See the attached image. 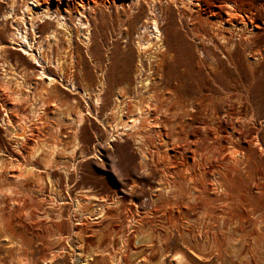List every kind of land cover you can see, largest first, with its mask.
Listing matches in <instances>:
<instances>
[{"label": "rangeland", "instance_id": "rangeland-1", "mask_svg": "<svg viewBox=\"0 0 264 264\" xmlns=\"http://www.w3.org/2000/svg\"><path fill=\"white\" fill-rule=\"evenodd\" d=\"M82 1H97V15L85 9L90 46L77 38L71 16L74 62L63 58L64 79L52 88L17 46L6 43L0 57V264H110L113 250L123 252L122 264L142 257L146 264H176L175 256L188 264H264V32L251 48L233 50L202 32L194 36L191 29L202 27L181 24L172 10L170 25H163L165 60L175 61L177 82L162 76L163 65L150 98H134L136 66L139 60L148 66L135 44L154 31L140 33L133 11L114 0ZM263 2L238 0L259 18ZM2 16L0 39L7 42L12 29ZM64 41L60 36L47 54L51 61L63 57ZM102 70L106 84L96 108ZM232 75L248 90L232 96ZM69 80L78 92L68 89ZM82 89L91 96L88 107ZM134 104L146 109L139 128L120 126L111 141V126L136 116ZM87 111L76 128L73 118ZM24 124L26 140L13 138ZM100 201L106 212L98 218L93 209Z\"/></svg>", "mask_w": 264, "mask_h": 264}, {"label": "bare ground", "instance_id": "bare-ground-1", "mask_svg": "<svg viewBox=\"0 0 264 264\" xmlns=\"http://www.w3.org/2000/svg\"><path fill=\"white\" fill-rule=\"evenodd\" d=\"M70 1L71 0H66L65 7L62 5H60L61 7H59V5L57 4L53 6L54 4L52 5L51 0H0V2H2L5 6L4 12L1 13L4 16H2L1 14L0 16L3 17L2 20L4 22H7L8 19H10V26H11L10 29H12L11 33L7 34V38H8L7 42L0 39V57L4 53H6V49H5L6 43L10 44L9 46L10 49L12 50L16 49L15 47H13V45L17 46L18 49H16V51H19L21 55L24 56L21 58L26 62L28 59L27 64L29 65L30 69L33 70V72H35L37 79L45 81L44 83L48 88H52L57 82H60L64 79V72L62 71L63 62L66 59L70 60L68 62L69 64L68 63L67 64L70 65L71 67L74 62L73 54L75 52L74 51L75 45L73 43L74 45L73 47L71 40L72 37L74 36L73 33H75V31L73 30L74 28L72 29V25H70L69 23L71 20V16H73V21L74 22L76 21L75 29H77V38L85 46L89 45V42L91 41V37H92V36L90 37L91 24L89 22L88 17L85 16V9L87 8L91 10L93 15L94 14L97 15L96 13L97 1H92V6L89 4L88 1L84 3V1L79 0V2H75L74 4H72V2L70 4L69 3ZM107 1L108 0H101V3H103L102 5L105 6V2ZM114 1L118 2L119 7L126 6L127 9L130 11V13L133 11L134 14L132 16H129L130 15L129 14L128 16L132 17L131 22L135 20L138 21L137 23H139V25L137 24V26L141 31L140 33L144 35L145 32L154 31L152 32V34L154 35L153 38H146V37L144 38V36L142 35L143 38H140L141 36H139L138 41L135 44L137 52L141 56L147 55L146 60L148 61L147 63L148 66L146 67L145 66L146 64H144V62L142 63L141 62L142 60L138 59L139 62L136 66V71H135L136 84L134 88V93H135L134 98H138L140 95H145V94H147V96L149 95L148 93L151 90V86L153 85L152 84L153 76L160 74V72L164 74L163 71H160V68L163 67V65L166 67L164 69L165 75L162 74L161 75L164 76V78L166 77L170 78L174 83L177 82L176 77L174 76V67H173L175 61H173L171 57H168L167 60H165V57L169 56L170 51L167 50V47L165 45V37H164L165 31L163 25L164 23L170 25V12L172 10H175L181 24H185L187 27H194L195 25H199L200 27H202L199 29H191V33H193L194 36H197L196 32L198 33L202 32L204 36L212 40L215 39L216 41L219 40L218 43H220L221 46L223 47L225 46L227 48L228 46H230V48L233 50L236 49L237 47L251 48L250 44L252 43L253 37L257 33L264 32V2L259 4L258 7L260 10H262L263 13L262 17L259 18L255 15L253 10L250 9V7L249 9L241 7L242 5L244 6V4L239 6V4L241 3L238 4V0H218L217 2L214 1L208 2L207 0H114ZM250 5L252 6V4ZM60 9L63 10L66 15H63ZM205 15H207V18L203 17ZM92 19L95 20L96 18H91V20ZM150 28H152L151 31ZM123 34L127 35V33H123ZM60 36L66 37V41H64V43H66V47L64 48V50H62L63 57L62 58L58 57V61L54 62L50 60L47 54L53 51L54 45H58V40ZM86 53L89 55V52ZM65 57L66 59H63ZM91 57L92 56L90 55V58ZM35 67H37L38 69H35ZM50 67L53 69H51ZM33 72L32 75L30 73L29 74L33 76ZM99 74L101 76V79L99 81L97 93L95 94L92 100L96 108L100 104V93L101 92L103 93L105 89L104 86L106 84L104 83L106 80L104 71L103 70L100 71ZM233 77L234 75L231 76V81ZM67 83H68V89L70 91L75 93L76 91L78 92V87H76L73 84V82H70L69 80V82ZM17 86L19 87L20 83H18ZM175 86L181 88L183 85L175 84ZM247 90L248 89L245 85L241 83H236L235 80H233L227 88V91L230 92L232 96L235 95L236 91L243 92ZM153 92H155V90ZM80 93H81V97L86 102V107H88L87 101L89 100V98H91L88 89H82L80 90ZM150 95L153 96L152 94ZM148 97L150 98V96ZM135 106L137 108L135 117H133L130 120L124 121L122 124H115L111 126L110 129L111 141L115 140L114 135L118 133L117 128L120 126L123 131H132V132H135L139 128L141 121L145 116L146 109L145 110L141 109L139 105H135ZM119 109L120 108H118L117 111L118 114L122 112ZM34 114L37 115V113ZM89 114H91L89 113V111L85 113L78 112L76 114V116L73 118V123L75 124L76 128H79L82 125L85 116ZM7 121L9 122V120ZM26 131H27V126L26 124H24V130H22V133L19 134L17 132H14V134H12V137L13 138L19 137L18 139L24 141L26 140L25 138ZM17 143H19V141H17ZM37 150H38L37 148L34 150L35 152L34 154L38 153ZM55 151H56L55 148L52 149V151L47 156L48 161L45 165L46 170H49L51 168L49 164L53 160ZM234 154L233 156L231 155L232 158L235 156ZM141 158L144 160L145 156L142 155ZM168 194L169 193H167V195ZM101 200L105 201V199H101ZM77 208L78 206L76 205L74 207L75 212L78 210ZM93 212L95 213V215H99L98 218L102 217V214L106 212V204H104L101 201L98 202L97 204H95V209H93ZM12 238L13 237L11 238L8 237L6 240L10 242V245L14 243ZM103 254L104 252L102 251L101 255ZM193 254L198 256L195 253ZM122 256H123V252L121 250L119 252L117 250H113L112 253L110 254L108 253L110 264H122ZM198 258L202 262H204V259L201 256H198ZM146 260H147L146 257H142L140 260L137 261L136 264H146ZM174 260L177 261L176 264H188L186 260L178 256H175ZM85 262L86 260H84L83 264H86ZM79 263L81 262L79 261ZM161 263H163V261H161Z\"/></svg>", "mask_w": 264, "mask_h": 264}]
</instances>
